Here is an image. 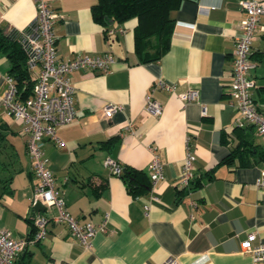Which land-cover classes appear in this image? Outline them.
<instances>
[{
	"label": "crops",
	"instance_id": "obj_1",
	"mask_svg": "<svg viewBox=\"0 0 264 264\" xmlns=\"http://www.w3.org/2000/svg\"><path fill=\"white\" fill-rule=\"evenodd\" d=\"M48 2L57 13L53 29L59 58L107 52L116 59L107 72L68 74L76 115L56 127L64 145L48 137L41 141L69 212L95 224L106 216L107 231L97 232L85 246L66 225L49 221L44 237L28 242L14 264H162L168 257L179 264H264L241 247L249 231L256 234L253 244L264 242V188L255 185L264 170V138L254 126L235 128L232 50L245 16L239 0H182L173 11L167 50L145 62L134 51L135 18L106 23L112 32L105 33L92 16L97 0ZM35 12L33 0H0V26L23 30ZM250 59L255 64L252 96L264 112V15ZM8 69L0 53V131L7 141L0 152V229L29 239L36 230L33 216H49L51 210H36L31 203L37 177L30 168L24 123L1 102ZM159 80L174 83V91H151ZM191 88L196 97L184 102L178 93ZM149 95L162 105L158 116L145 111ZM107 103L121 108L105 117ZM187 137L197 182L181 191ZM151 147L163 163V178L153 189L157 198L146 187ZM106 158L140 172L136 193L104 164Z\"/></svg>",
	"mask_w": 264,
	"mask_h": 264
},
{
	"label": "built area",
	"instance_id": "obj_2",
	"mask_svg": "<svg viewBox=\"0 0 264 264\" xmlns=\"http://www.w3.org/2000/svg\"><path fill=\"white\" fill-rule=\"evenodd\" d=\"M35 3V16L28 26L20 30V38L26 52V64L33 80L32 93L25 99L17 97L15 79L9 73L4 75L5 87L1 96L4 110L14 118L24 123L26 137V151L30 160V168L37 177L31 203H40L44 208L51 210L49 216L36 213L33 223L36 226L34 235L27 238H16L7 229H0V264H14L16 257L23 252L28 242H34L44 237L46 225L49 221L62 223L67 226L70 233L83 245L89 246L97 232L107 231V217L99 223L92 221L80 222L67 209L65 197L56 183L52 171L48 167L47 158L41 149L43 137H48L58 146H63L64 141L56 134L57 125L72 121L76 115L73 92L68 74L77 69H90L100 72L110 70L115 62L111 53L95 55L76 54L70 58H59L57 55V42L53 25L57 13L53 11L48 0H33ZM239 5L245 13L239 23L240 34L235 38L232 50V69L230 94L234 99L238 111V125L246 123L254 126L258 134L264 138V112L260 111L253 99L252 88L255 85L250 75L254 63L250 59L252 42L260 24L261 15H264V0H239ZM107 29L106 33H111ZM160 87L166 91H174V83L159 80L153 87ZM197 90L189 89L178 93L184 102H189L196 97ZM121 106L116 103H107L103 113L110 117ZM145 111L153 116L162 112V105L150 95L146 98ZM202 114L206 109L201 108ZM130 122L125 128H130ZM187 137V151L180 170L179 184L188 188L193 178L192 162L195 156L189 150ZM148 177L150 180L151 198H157L153 189L156 183L163 178V163L155 148L151 147ZM104 164L111 172L119 174L121 166L111 158H106ZM255 185L264 188V170L255 181ZM147 210L148 204L144 205ZM255 232L249 231L246 239L241 242V247L249 251L253 260L264 259V242L253 244ZM162 264H179L173 257H168Z\"/></svg>",
	"mask_w": 264,
	"mask_h": 264
},
{
	"label": "trees",
	"instance_id": "obj_3",
	"mask_svg": "<svg viewBox=\"0 0 264 264\" xmlns=\"http://www.w3.org/2000/svg\"><path fill=\"white\" fill-rule=\"evenodd\" d=\"M182 0H97L92 5L93 19L109 29L105 17L120 24L130 18L136 19L133 28L134 51L138 61L145 62L158 59L168 48L174 24L173 11L178 8ZM0 53L5 54L9 61L8 72L15 79L17 97L25 99L32 93L33 80L26 64V52L20 31L10 29L6 31L0 26ZM238 125L235 128L249 126ZM253 126V125H251ZM7 145L6 137L0 131V152ZM234 148V147H233ZM233 150V149H231ZM235 152L233 150L231 153ZM140 172L129 167H121L119 175L126 180L129 191L136 193L140 183ZM193 177L189 189L196 184ZM147 190L150 188L148 179ZM32 237V236H31Z\"/></svg>",
	"mask_w": 264,
	"mask_h": 264
},
{
	"label": "water",
	"instance_id": "obj_4",
	"mask_svg": "<svg viewBox=\"0 0 264 264\" xmlns=\"http://www.w3.org/2000/svg\"><path fill=\"white\" fill-rule=\"evenodd\" d=\"M105 22L107 23V24H111L112 23V19H110V18H108V17H105ZM34 208L36 209V210H43L44 209V207L40 204V203H36L35 205H34Z\"/></svg>",
	"mask_w": 264,
	"mask_h": 264
}]
</instances>
